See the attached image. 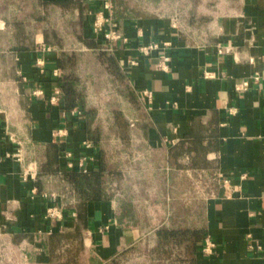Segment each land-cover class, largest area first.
Returning a JSON list of instances; mask_svg holds the SVG:
<instances>
[{"label":"crops","instance_id":"1","mask_svg":"<svg viewBox=\"0 0 264 264\" xmlns=\"http://www.w3.org/2000/svg\"><path fill=\"white\" fill-rule=\"evenodd\" d=\"M79 1L83 37L105 47L92 32L91 15H107L104 5H114L113 0ZM222 7L220 13L209 12L202 37L195 38L168 17L126 16L117 24L124 40L110 44L109 52L140 110L129 120V126L134 123L131 140L141 141L145 148L144 166L138 172L144 184L138 189L168 187L188 191L189 196L199 188L206 192L201 218L189 217V222L198 220L201 227L195 229L201 228L215 247L207 255L199 243L194 264H264V0H226ZM0 35V239L11 248L27 250L30 264H55L42 239L74 228L78 202L61 174L79 172L84 158L88 172L98 170L100 148L83 145L91 141L81 111L63 112L58 102H50L52 72L58 70L61 50L45 43L42 33L25 48L12 31ZM43 44L51 50L44 51ZM151 44L158 48L141 52ZM225 46L231 51L219 53ZM163 56L169 58L166 70L158 67ZM38 60L43 66H37ZM35 89L42 95L33 96ZM50 143L62 145L56 171L40 175ZM68 161L73 168L67 167ZM109 172H104L100 200L86 203L82 259L76 264H155L152 254L159 228L137 223L134 201L114 189L118 170ZM182 177L186 186L180 184ZM113 190L116 194L107 196ZM51 207L63 209L62 220L46 218ZM146 239L150 245H145ZM66 250L55 252L61 262Z\"/></svg>","mask_w":264,"mask_h":264},{"label":"rangeland","instance_id":"2","mask_svg":"<svg viewBox=\"0 0 264 264\" xmlns=\"http://www.w3.org/2000/svg\"><path fill=\"white\" fill-rule=\"evenodd\" d=\"M225 1L117 0L121 3L117 10L124 16L136 18L168 17L187 36L195 38L202 37L204 30L201 27L205 23L204 19L210 16L209 12L213 9L214 14L215 11L220 13ZM70 2L60 6L42 0H0V21L4 22L0 32L12 31V36L22 44L21 48L29 45L35 34L42 33L45 43L61 50L60 56L71 58L73 65L67 66L66 73L76 78L78 89L85 98V110L81 112L86 118L87 139L97 140L105 173L118 170L119 183L114 189L125 200L134 201L137 223L139 220L141 222L139 225L150 229L158 227L201 231V228L195 227H201L198 220L206 199L203 189L191 190V196L188 191H176L168 187L163 191L154 189L145 192L138 189L139 185L144 184L138 172L144 166L145 160L141 154L145 148L141 141L131 140L130 137L134 132L131 131L129 120L140 115L136 96L129 90L126 80L114 76L100 57L101 53L110 54L109 45L101 47L91 40L96 48L88 49L90 46L87 43L90 40L83 37L85 20L78 13L75 14L79 10L78 5L82 4L79 0ZM111 6L114 19V5ZM8 36L9 33H6L3 37ZM180 184L187 185L184 177ZM114 194L115 190L113 193L108 192L107 196L112 197ZM189 217H196L197 223L194 220L189 222ZM186 238L182 243L177 240L163 244L164 247H158L156 239L152 249L154 263L192 264L193 240L189 236ZM148 241L146 239V246L150 245ZM79 248L77 245L69 249V252L77 253ZM29 257L24 248H11L0 239V264H30ZM78 259H82L79 254ZM83 260L90 262L88 257Z\"/></svg>","mask_w":264,"mask_h":264},{"label":"trees","instance_id":"3","mask_svg":"<svg viewBox=\"0 0 264 264\" xmlns=\"http://www.w3.org/2000/svg\"><path fill=\"white\" fill-rule=\"evenodd\" d=\"M52 4L66 6L70 1H52ZM115 12H114V22L118 24L119 20L126 17L122 15V12L117 10L121 3L117 0H113ZM79 15L81 17L82 8L78 5ZM91 49H95L92 42L87 43ZM103 51V50H102ZM100 57L103 58L104 63L107 65L110 72L125 81V76L120 69L116 59L111 54L101 53ZM58 70H60V75L55 79V87H58L61 91V95L58 101V108L63 112H71L73 110L84 111L85 110V98L78 89V84L76 78L71 74L66 73L67 66L73 65L71 58L67 56H60L56 62ZM93 147H99L97 140L91 141ZM62 150V145L56 143H50L46 148V161L42 164L40 168V175H47L49 173H54V164L57 161V154ZM101 151V150H100ZM101 154V153H100ZM101 156V155H100ZM104 166L102 161H100V166L98 170L88 173L82 172H62L61 177L63 181L68 184L70 191L73 193L76 200V223L71 231H66L63 233H51L44 236L42 239V247L48 250L49 254L54 258L55 264H76L77 255L80 252V248L76 250L77 253L69 252V249L77 246L81 247V230L87 226V216H86V203L88 201H97L103 195L102 183L104 177ZM157 244L161 247L163 244H169L171 242H184L186 236H189L193 240V253H195L197 246L202 242L205 237L204 232L201 230H176L168 228H160L156 231ZM77 244V245H76ZM66 247L67 250L64 261H60L62 256L60 254H55L60 248ZM194 259V258H193ZM194 260L192 261V264Z\"/></svg>","mask_w":264,"mask_h":264},{"label":"built area","instance_id":"4","mask_svg":"<svg viewBox=\"0 0 264 264\" xmlns=\"http://www.w3.org/2000/svg\"><path fill=\"white\" fill-rule=\"evenodd\" d=\"M104 9L108 12L107 15H104L103 12H99V13L94 14V15H91L89 13V16L91 15V17H92V19H91V28H92L93 34L96 35V36H100L101 39L107 45H110L113 42L118 41V40H124V38H122V36L119 33L118 25L114 22L113 15H112V13H113L112 12V6L110 4H105L104 5ZM174 24H176V23H174ZM3 27H4V22L0 21V30H3ZM157 48H158L157 44H151L149 46L142 47L140 50H141L142 53L148 54L150 51L156 50ZM42 49L44 51H50L51 47L46 46V45L43 44L42 45ZM231 49L232 48L230 46H225V47L220 48L218 50V52L219 53H228V52L231 51ZM168 61H169V58L166 57V56H163L161 61L158 64V67L161 70H166L167 69L166 63ZM37 66H39V67L43 66V61L42 60H38ZM59 75H60L59 70H57V69L53 70L52 76H53L54 79H56ZM263 77H264V62H263ZM254 79L258 80L259 78H258V76H256ZM244 85L245 84H243L242 86H244ZM239 88H241V86H239ZM31 94L33 96H40V95H42V91L40 89H35L33 92H31ZM60 95H61L60 89L58 87H54L52 96L50 98V102L52 104L57 103L59 101ZM145 96L147 98H150V96H151L150 92H145ZM73 113H77L78 115H81V112H77L75 110L73 111ZM130 126L131 127L134 126V123L132 121H130ZM60 133L61 132H58L59 136L61 135ZM83 145L86 148H91L92 147V144L89 141L83 142ZM16 157L20 158L19 155H16ZM65 157H66V159H69L71 157V154L70 153H66ZM85 160L86 159L84 158V159L79 161V163H78V168L80 170L79 172L88 173V171L85 168ZM66 165H67V167L69 169L73 168L72 162L68 161ZM225 183H226V181H225ZM72 216H74V214H72ZM46 218L52 219V220H57V221L62 220L63 219V209L61 207H51V208H49L46 211ZM214 247H215V244L207 237L203 241L201 252L203 254L209 255V254L212 253Z\"/></svg>","mask_w":264,"mask_h":264}]
</instances>
